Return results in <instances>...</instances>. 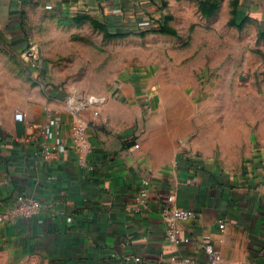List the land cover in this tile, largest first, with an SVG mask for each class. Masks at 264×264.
<instances>
[{"label":"crops","instance_id":"crops-1","mask_svg":"<svg viewBox=\"0 0 264 264\" xmlns=\"http://www.w3.org/2000/svg\"><path fill=\"white\" fill-rule=\"evenodd\" d=\"M159 2L0 0V68L14 72L0 78V211L23 192L41 203L34 217L0 222V264H182L186 257L204 264L205 238L223 264H264L262 157L227 169L184 154L173 133L144 125L146 106L134 94L97 103L72 88L77 80L64 63L37 60L27 43L33 9L140 26L158 18ZM239 4L264 23V0ZM49 119L55 137L47 139ZM75 123L87 125L94 146L82 160L70 140ZM54 138L64 150L44 158L41 144ZM142 189L147 202L139 207ZM174 208L192 211L178 224V237L188 238L178 245L164 238L162 211Z\"/></svg>","mask_w":264,"mask_h":264},{"label":"rangeland","instance_id":"rangeland-1","mask_svg":"<svg viewBox=\"0 0 264 264\" xmlns=\"http://www.w3.org/2000/svg\"><path fill=\"white\" fill-rule=\"evenodd\" d=\"M159 3L158 20L140 26L33 9L27 43L97 103L134 94L144 125L173 133L184 154L227 169L264 160V23L239 0Z\"/></svg>","mask_w":264,"mask_h":264},{"label":"built area","instance_id":"built-area-1","mask_svg":"<svg viewBox=\"0 0 264 264\" xmlns=\"http://www.w3.org/2000/svg\"><path fill=\"white\" fill-rule=\"evenodd\" d=\"M158 20L154 19L153 23ZM85 102H81L79 107H83ZM14 118L18 121H22L24 116L21 112H15ZM54 125V120L49 119L42 127V133L45 138L55 137L53 134L52 127ZM88 127L80 123L72 124L70 127V140L72 144V149L79 159H83L85 155L91 154L94 150L93 143L88 137ZM43 157L48 158L51 154L55 152H62L64 150L62 142L54 138L53 145H49L46 142L42 143ZM88 166V165H87ZM89 167V166H88ZM147 202V191L139 190L136 197L137 206H144ZM1 206V205H0ZM41 209V203L39 200L31 194L28 193H18L15 195L12 205L5 207L4 210L0 211V222L8 223L15 217L30 218L36 216ZM164 219V238L175 245L180 244L182 241L187 242L188 238H183L182 240L178 237L179 233V223L181 221L187 220L192 216V211L185 208H174V209H164L162 211ZM218 227L221 231L224 230V223L219 222ZM200 249L206 256V262L204 264H223L222 256L219 248L215 247L211 242L205 238L200 243ZM125 259H129L128 256ZM182 264H198L194 258L186 257L183 259ZM245 264V263H240Z\"/></svg>","mask_w":264,"mask_h":264},{"label":"trees","instance_id":"trees-1","mask_svg":"<svg viewBox=\"0 0 264 264\" xmlns=\"http://www.w3.org/2000/svg\"><path fill=\"white\" fill-rule=\"evenodd\" d=\"M107 20H108L110 23L117 24V25H122L120 21H113L111 18H107Z\"/></svg>","mask_w":264,"mask_h":264}]
</instances>
